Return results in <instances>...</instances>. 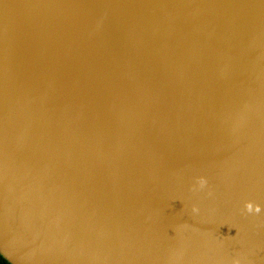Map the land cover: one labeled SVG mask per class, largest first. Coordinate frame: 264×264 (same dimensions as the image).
<instances>
[{
	"label": "water",
	"instance_id": "95a60500",
	"mask_svg": "<svg viewBox=\"0 0 264 264\" xmlns=\"http://www.w3.org/2000/svg\"><path fill=\"white\" fill-rule=\"evenodd\" d=\"M0 255L264 264V0H0Z\"/></svg>",
	"mask_w": 264,
	"mask_h": 264
},
{
	"label": "trees",
	"instance_id": "16d2710c",
	"mask_svg": "<svg viewBox=\"0 0 264 264\" xmlns=\"http://www.w3.org/2000/svg\"><path fill=\"white\" fill-rule=\"evenodd\" d=\"M0 264H10L0 255Z\"/></svg>",
	"mask_w": 264,
	"mask_h": 264
}]
</instances>
